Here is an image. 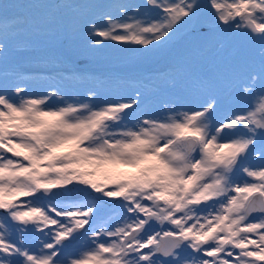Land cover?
Returning a JSON list of instances; mask_svg holds the SVG:
<instances>
[{
  "label": "snow or ice",
  "instance_id": "snow-or-ice-1",
  "mask_svg": "<svg viewBox=\"0 0 264 264\" xmlns=\"http://www.w3.org/2000/svg\"><path fill=\"white\" fill-rule=\"evenodd\" d=\"M174 44L159 112L143 80L69 97L7 70L57 45L85 81ZM0 65V264H264V0L0 3Z\"/></svg>",
  "mask_w": 264,
  "mask_h": 264
},
{
  "label": "rangeland",
  "instance_id": "rangeland-1",
  "mask_svg": "<svg viewBox=\"0 0 264 264\" xmlns=\"http://www.w3.org/2000/svg\"><path fill=\"white\" fill-rule=\"evenodd\" d=\"M91 2L109 3V4L132 3V4H139L141 6H144V0H91ZM0 3H10V4H24V3H26V4H28V3H34V1L33 0H13V1L12 0H0ZM11 10L12 11L14 10V11L12 13H9L10 15L23 14V13H25L27 11L25 9H11ZM149 11H150V13L152 15L156 14V10L155 9H149ZM98 15H99V13H97V16ZM174 46H172L169 49L172 50L173 52L176 51V53H178L180 51L182 45L174 44ZM112 50H113L112 53L114 54L113 55L114 58H111V59H116L117 61H119L120 65L123 64L122 62L124 61V59L127 58V56L130 54L129 52L119 51V50H117L115 48H113ZM159 57L160 56L154 57L155 58L154 59V61H155L154 64L148 63V62H146V60H141L140 61V65L141 66L139 67L141 69L138 68L139 71L138 70H134L133 73H130V72L126 73V72H122V71H119V70L108 72L107 70H109V68L107 70H103L102 68H99L98 70L90 68V71L92 72L94 78L90 79V80H85V81H77V80H73V79H70V78H67V80H66V77L70 76V73L66 72V70L70 71V66L67 65V64H65V65L59 64V66H62V68L66 69V70H58L59 71V72L57 71L58 77L54 76V80L49 78L50 74H45L46 75L45 76L44 73H42V74L41 73H34V71H36L35 70L36 66L34 67L32 65V63H27V62L21 63V62H19L18 59H16L14 61V63L10 64L8 67L10 68L9 71H12L13 67H15L16 70H18L20 68L21 69L23 68L25 71H27L29 69H32L34 67L33 68L34 71L32 72V74H31V72L30 73H26L25 72V75L31 76V77H40L39 79H45V80L51 82V84H50L51 86H47L48 83H40L39 85H37V90H38L37 93L44 92L45 90H51L53 87H55V88H59L60 90H61V88H63V90L64 91L66 90V92L68 94H70L71 96L75 95V94H78L80 96H84V94H85L84 90L86 88L96 87L97 90L100 92V98L102 99L106 94H117V95L121 94L123 92L124 88L126 86H128V85H132V86H135V87L140 86L138 82L141 81V80H145L147 82L143 81V83L145 85L147 84V87L144 90H145L146 94L149 96V100H150L149 101L150 102L149 103V108H150V111L157 112V111L160 110L162 104L165 101H171L172 97H174L176 99L177 96H178V92H179V90H177V89L175 90V89L169 87L168 85H166V86L164 85V84H167L168 78L172 77L174 75V73L173 72L170 73L169 71L164 69L166 67V63L164 61L165 60V58H164L165 56L160 57V58ZM24 58H28V57H24ZM28 59H31V57L28 58ZM161 59H163V60H161ZM113 62H115V61L111 60L109 62V65L113 66L114 65ZM47 63H48V66H49L48 68H54L53 65L50 64L51 62L50 63L47 62ZM52 63L55 64L54 66H57L56 64L59 63V62L54 61ZM111 63H112V65H111ZM128 66H131V64H129ZM3 68H5V67L3 65H0V75H1L0 81L3 80L2 73L5 72V70H2ZM148 74L152 75V77H153L152 81H148V80L144 79V77L146 75H148ZM97 75H99L100 78ZM106 75H107V78H106ZM180 79L181 78L179 77L178 80H180ZM33 80H37V79H33ZM97 80H99V83H98ZM110 81H111V83H110ZM34 83L36 84L37 82L34 81ZM106 84H108V85H106ZM76 85H77V87H76ZM80 85L81 86L83 85V86L81 87ZM85 85H87V86H85ZM27 87L29 88L28 85H27ZM160 90L163 91L164 95L159 96V91ZM63 94H65V92H63ZM165 95L167 97H165ZM161 99H164V100H161ZM80 196H82V195L75 196V197H70V198H56V199H79ZM105 211L106 210H102L101 214H104Z\"/></svg>",
  "mask_w": 264,
  "mask_h": 264
},
{
  "label": "bare ground",
  "instance_id": "bare-ground-1",
  "mask_svg": "<svg viewBox=\"0 0 264 264\" xmlns=\"http://www.w3.org/2000/svg\"><path fill=\"white\" fill-rule=\"evenodd\" d=\"M13 1V0H12ZM34 1V3H38V2H40V0L38 1V0H33ZM5 2V1H4ZM24 4H26V3H24ZM14 11V10H13ZM12 10H10V13H12L13 12ZM174 46V45H173ZM175 47V46H174ZM171 48V47H170ZM113 48H107V49H104L97 57H96V59L94 60V62L91 64V66H90V68H93V69H99V68H102L103 70H107L108 68H109V70H107L108 72H111V71H115V70H119V71H122V72H126V73H133V71L134 70H138V68L141 66L140 65V61H141V59H139L138 57H136L133 53H130L128 56H127V58H125L124 59V61L122 62L123 64L122 65H120V63H119V61H117L116 59H111V58H114L113 57V53H112V50ZM176 51L175 52H173L172 50H165V51H162L161 53H159L156 57H158V56H160V57H163V56H165L164 58H165V63H166V67L164 68V69H166L167 71H169V65H171L172 63H174V60H175V56H176ZM64 55H66V53H64V50L62 49V48H60L59 46H57V45H49V46H47V47H42V48H39V49H37L33 54H32V56L33 57H38L39 59H40V63H37V62H35V60H33L32 58L31 59H28V58H30V57H28V58H24V57H19V58H17L18 60H19V62H21V63H25V62H27V63H32V65L35 67L36 66V68L37 69H40V68H44V69H47L46 67H49L48 66V63L47 62H51L50 64H52L53 66L55 65V64H53L52 62H54V61H57V62H59V63H57V64H63V65H65V64H67V65H69V63L67 62V60L66 59H63L62 58V56H64ZM159 57V58H160ZM22 58V59H21ZM154 59L155 58H152V59H150V60H146V62H148V63H151V64H154ZM158 59V58H157ZM111 60H114L115 62H113L114 63V65L113 66H110L109 65V62L111 61ZM161 60H163V59H161ZM145 62V61H144ZM157 62V61H156ZM119 63V64H118ZM164 63V62H163ZM56 64V65H57ZM129 64H131V66H128ZM158 64V63H157ZM51 65V66H52ZM111 65H112V63H111ZM156 65V64H155ZM159 65V64H158ZM162 65V64H161ZM26 66V65H25ZM30 66V65H29ZM70 66V65H69ZM128 66V67H127ZM33 67V68H34ZM61 67V66H60ZM101 69V70H102ZM139 69H141V68H139ZM63 70V69H62ZM151 70V69H150ZM139 71V70H138ZM4 73V72H3ZM3 73H2V75H3ZM105 73V72H104ZM174 73V75L172 76V77H170V78H168V79H172V78H175L177 81H180V87H183V81L180 79V80H178L179 79V75L177 74V73H175V72H173ZM24 74V73H23ZM31 74H32V72H31ZM42 74V73H41ZM135 74V73H134ZM137 75V74H136ZM157 75V74H156ZM34 76V75H33ZM46 76V75H45ZM0 77H1V75H0ZM31 77V76H30ZM63 77V76H62ZM42 78V77H41ZM106 78H107V75H106ZM181 78V77H180ZM131 79V78H130ZM66 80H67V78H66ZM110 80V79H109ZM108 80V81H109ZM132 80V79H131ZM134 80V79H133ZM34 81L35 82H37L36 84L34 83ZM103 82V81H102ZM107 82V81H106ZM162 82V81H161ZM40 83H48L47 84V86H51L50 84H51V82H49V81H47V80H45V79H37V80H30V82L28 83V86H29V90L31 91V92H34V93H37L38 92V90H37V85H39ZM72 83V82H71ZM84 83V82H83ZM101 83V82H100ZM110 83H111V81H110ZM163 83V82H162ZM161 83V84H162ZM165 83V82H164ZM106 85H108V84H106ZM128 85V84H127ZM147 85V84H146ZM165 86L166 85H168V83L167 84H164ZM81 86V85H80ZM83 86V85H82ZM81 86V87H82ZM85 86H87V85H85ZM110 86V85H109ZM115 86V85H114ZM76 87H77V85H76ZM133 87H135V86H132V85H128V86H126L125 88H124V90H123V92L121 93V94H118V95H123V94H127V93H129L131 90H132V88ZM160 87V86H159ZM84 88V87H83ZM118 88V87H117ZM161 88V87H160ZM159 88V89H160ZM65 89V88H64ZM120 90V89H119ZM176 90V89H175ZM177 90H179V89H177ZM61 91H63V92H65V94L64 95H66V96H71L70 94H68L67 92H66V90L64 91L63 90V88H61ZM121 92V91H120ZM39 93H41V92H39ZM111 93V92H110ZM76 95V94H75ZM117 94H106L102 99H111V98H113V97H115V96H118ZM161 95H164L163 94V91L162 90H160L159 91V96H161ZM81 97H83V96H81ZM165 97H167L166 95H165ZM166 99V98H165ZM172 100L173 99H175L174 97H172L171 98ZM161 100H164V99H161ZM150 101V100H149ZM150 103V102H149ZM156 104V103H155ZM159 106V105H158ZM157 112H159V111H157Z\"/></svg>",
  "mask_w": 264,
  "mask_h": 264
},
{
  "label": "water",
  "instance_id": "water-1",
  "mask_svg": "<svg viewBox=\"0 0 264 264\" xmlns=\"http://www.w3.org/2000/svg\"><path fill=\"white\" fill-rule=\"evenodd\" d=\"M78 195H82V193L65 194L60 190H56V196L55 197H68V196H78Z\"/></svg>",
  "mask_w": 264,
  "mask_h": 264
}]
</instances>
